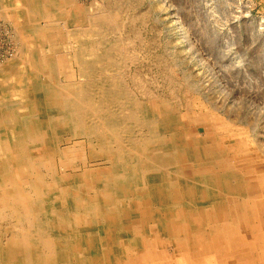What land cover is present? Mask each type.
<instances>
[{"label": "rangeland", "instance_id": "rangeland-1", "mask_svg": "<svg viewBox=\"0 0 264 264\" xmlns=\"http://www.w3.org/2000/svg\"><path fill=\"white\" fill-rule=\"evenodd\" d=\"M63 1L73 6L68 16H61L57 10L54 13L56 8L52 11V4L56 6L61 0H8L5 11L0 6V29L7 31L14 43V57L0 63V169H8L7 172L13 175H18L23 169L30 172L32 166L28 164L19 142L16 140L17 143L13 144L15 153H11L7 145L13 129L6 124L3 116L9 114L17 120L34 119L38 113L37 97L53 104L62 102L71 91L69 89L78 84L77 68L70 58H73L77 43L85 38L95 44V48L97 43H103L111 55L113 78L119 80L137 101L150 105L154 117L177 118L171 127L174 136L171 137L170 133L166 136L167 145L152 141L142 150L143 156L160 158L168 165H176V171L183 173L184 178H190L193 169L198 167L201 174L203 171L212 173L209 175L212 179L230 171L235 158L236 161L243 159L245 163L240 165L242 172L250 169L257 175L256 178L241 177L239 183L243 181L247 185L255 181L264 187V0ZM8 5L10 9L13 8L9 12ZM48 11L50 15H45ZM7 13L17 14L18 17L10 19ZM95 13H103L108 19L100 22L101 28L97 26L85 30L88 19ZM48 21L50 25H47ZM80 57L82 61L88 59V56ZM49 66H54V73H49ZM90 85L98 97L101 85L95 82ZM160 103L167 107L162 113L153 108ZM53 128L58 153L52 158L54 177L63 178L67 182L65 186L70 183L73 186L74 182L85 183L84 179L88 175H106L109 164L98 156L97 148L85 149L84 137L71 136L62 126ZM3 133L6 139H3ZM188 148L193 151L191 157L187 155ZM71 149L77 150L73 161L67 164L61 162L60 153ZM25 151L26 155H30V151ZM15 154L16 158L13 159ZM148 173L155 174L153 171ZM44 174L45 171L41 169V177ZM218 181H213L211 186L219 194L217 198L224 199L223 185ZM228 181L231 184H228L229 187H234L236 181L230 178ZM91 187L85 186V202L95 207L97 215L104 217L99 224L107 238L104 249L112 250L121 246L120 254L116 257L127 261L125 259L131 258L133 247L127 235L132 229L129 230L130 225L126 223L118 228L119 215L112 211L103 215L100 208L103 202L96 197ZM117 188L120 194L118 198H130L127 199L130 202H125L127 208L133 211L146 209L147 205L139 204L137 196L128 187ZM172 194L175 196V192ZM61 195L57 194L56 198L59 199ZM235 197L236 194L231 198ZM72 199L75 206L79 207L81 202L74 197ZM171 199L175 204L177 198ZM235 202L236 199L230 200V203ZM29 207L35 212L40 209L35 202ZM144 214L148 215L146 211ZM178 215L163 212V217L175 225L181 221ZM208 218L206 214V226H202L200 231L194 227L189 231L193 237L201 238L204 246L201 253L213 261L219 249H213V246L208 249L207 242L211 243L212 240L214 244L215 235L223 242L224 234L221 222L218 223L215 217ZM227 218L230 219L229 216ZM147 220L148 216L145 219L138 218V233L143 235L145 224L151 225L150 219ZM6 227L11 226L0 223V261L6 246L4 238L11 237ZM175 227L166 228L163 234L149 228L153 242L148 245L144 241L142 250H147V253L155 251V254L163 257V264H167L165 261L175 254L177 244L184 245L179 242L183 240L182 236V240L174 236L177 231ZM189 231L182 227L181 233L186 235ZM116 232L121 235L118 237ZM71 247L76 253L69 262L77 264L81 254L78 246ZM189 248L186 244L182 250L189 252ZM100 259V256L96 259L87 258L90 264H99L102 262ZM209 262L205 261V264ZM170 264L175 263L170 260Z\"/></svg>", "mask_w": 264, "mask_h": 264}, {"label": "bare ground", "instance_id": "bare-ground-1", "mask_svg": "<svg viewBox=\"0 0 264 264\" xmlns=\"http://www.w3.org/2000/svg\"><path fill=\"white\" fill-rule=\"evenodd\" d=\"M9 7L10 5H8V12L13 9ZM72 7V4H66L61 0V3H56V6L54 3L52 4V11L53 8H56L54 13L57 10L61 16H68V13H72L70 10ZM74 12H76L75 9ZM6 15L10 19L18 17L17 14L7 13ZM45 15H50V11ZM107 19L103 13L96 14L88 19L85 30H89L90 27H100V22ZM47 25H50V22ZM96 46L97 48H95V44L85 38L77 43L76 51L72 53L73 58L70 59L75 62L77 68L78 84L69 89L71 91L62 102L53 104L37 97L38 113L34 119L17 120L9 114L3 116L6 124L8 123L13 129V135H10L13 140L9 137L7 144L11 148V153L13 151L15 153L13 144H16L17 140L25 153L28 164L32 167L30 172L23 169L18 172V175L7 172L8 169L5 171L0 169V175L2 171L4 172L0 176V223L11 226L10 228L6 227L11 237L6 240L4 238L6 246L2 251L0 264H50L54 262L71 264L69 260L73 259L72 255L76 253L71 249V245L78 246L77 249L81 254L77 259V264H90L87 258L96 259L99 256L102 261L99 264H163V257L155 254V251L147 253V250H142V243L145 241L149 245L153 242L149 228L152 231L154 228L156 232L160 231L163 234L166 228L173 229L175 226L177 231L174 232V236L176 235L178 240L183 239L179 242L187 244L191 250L189 252L182 250L184 245L177 244L174 250L175 254L171 255L169 259L175 264H205V261L208 262L210 258L201 253L204 248L201 238L193 237L189 230L194 227L200 231V228L207 223L206 214L209 217L208 220L213 217L217 218V222L220 221L222 229L225 230L227 216H229L227 211L230 209L228 199L217 198L219 194L212 188V182L219 180L218 182L223 185L224 193L222 194L230 196L234 193H241V184L239 183L241 177L250 178L257 174L250 169L242 172L240 165L245 161L243 162V159L236 161L235 158L231 166L232 170H227V173L222 177L212 179L209 176L212 173L203 171L201 174L198 167L194 168L192 165L194 169L190 178H184L183 173L176 171V165H168L160 161V158L143 156L142 150H145L147 144H151L152 141L164 142L167 145L166 136L169 133L171 137L174 136L171 127L177 118L164 116L163 119H157L154 117L150 105L137 101L119 80L113 78L111 55L107 51L108 49L103 43H97ZM80 55L83 58L88 56V59L82 61ZM48 71L54 73V66H49ZM94 82L102 87L98 97L92 92L90 85ZM164 106L165 104L160 103L153 108L162 113V110L167 108ZM56 125L64 127L71 136L84 137L85 149L97 148L98 156L109 164V169L105 171L106 175H88L86 179L83 178L85 183L74 182L73 186L71 183L68 184L69 186H65L67 182L63 178L54 177L52 175L54 159L52 160V158L58 154L56 134L53 128ZM2 136L3 139L7 138L4 133ZM6 149L8 150L7 146ZM188 149L187 155L191 157L193 151ZM25 150L30 151V155H26ZM76 151L71 149L60 153V161L66 162V164L72 162ZM13 157L15 159L16 154ZM5 166L8 168L7 165ZM41 169L45 171L44 177L40 175ZM152 171L155 174L149 175L148 172ZM229 178L236 181L232 188L229 187L231 185L228 181ZM86 185L93 186L91 187L92 191L103 202L100 207L104 212L103 215L111 211L118 214L117 222L120 224L118 228H121L124 223L130 225L128 229H132V231L127 236H129L128 241H131L130 245L133 247L131 246V258L125 259L127 261H123L124 259L120 256L116 257L120 254L121 246H116L112 250L104 249L107 238L103 227L99 225L104 217H101L100 214L97 215L95 207L85 202ZM118 186L128 187L134 192L132 194L137 196L139 204L147 205L146 209L133 211L130 207L127 208L125 202L130 198H118L120 195L117 192ZM52 187H54L53 190ZM173 192H175V196L172 194ZM57 194H62L59 199L56 198ZM72 195L81 202L79 207L75 206ZM171 197L177 198L175 204L172 203ZM192 197L196 199L192 200ZM34 202L39 206L38 209L40 208L37 212L29 207ZM143 207L141 206V208ZM232 208L235 209V206ZM144 211L148 215H145ZM168 211L179 214L181 219L179 225H175L173 222H169L167 217H163V212ZM146 216H148V220L150 219L152 227L146 223L142 235L136 231V221L141 217L145 219ZM181 226L189 231L186 235H182ZM211 229L213 230V228ZM116 234L118 237L121 235L120 232H116ZM213 241L214 244L212 240L211 243L207 242L208 249L212 246L213 249L218 248L221 251L225 249L216 239ZM169 259L165 261L167 264H170Z\"/></svg>", "mask_w": 264, "mask_h": 264}, {"label": "crops", "instance_id": "crops-1", "mask_svg": "<svg viewBox=\"0 0 264 264\" xmlns=\"http://www.w3.org/2000/svg\"><path fill=\"white\" fill-rule=\"evenodd\" d=\"M7 2L0 0V6L6 8ZM240 186L241 193H234L235 198H231L234 194L225 195L230 206L227 212L230 219L223 232V242L215 235L216 241L225 249L218 250L217 257H213V261L209 259L210 264H264V187L255 181ZM232 199L237 202L230 203Z\"/></svg>", "mask_w": 264, "mask_h": 264}, {"label": "built area", "instance_id": "built-area-1", "mask_svg": "<svg viewBox=\"0 0 264 264\" xmlns=\"http://www.w3.org/2000/svg\"><path fill=\"white\" fill-rule=\"evenodd\" d=\"M10 37V38H9ZM11 36L7 31L0 29V63L14 57V47Z\"/></svg>", "mask_w": 264, "mask_h": 264}]
</instances>
